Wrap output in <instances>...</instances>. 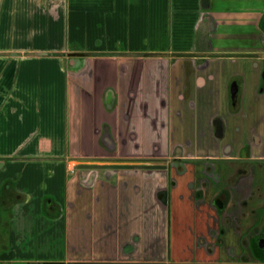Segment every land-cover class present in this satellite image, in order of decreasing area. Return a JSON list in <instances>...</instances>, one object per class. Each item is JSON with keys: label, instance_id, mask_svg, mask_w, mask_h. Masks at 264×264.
I'll use <instances>...</instances> for the list:
<instances>
[{"label": "crops", "instance_id": "crops-1", "mask_svg": "<svg viewBox=\"0 0 264 264\" xmlns=\"http://www.w3.org/2000/svg\"><path fill=\"white\" fill-rule=\"evenodd\" d=\"M215 1L0 0V264H261L264 1Z\"/></svg>", "mask_w": 264, "mask_h": 264}, {"label": "rangeland", "instance_id": "rangeland-1", "mask_svg": "<svg viewBox=\"0 0 264 264\" xmlns=\"http://www.w3.org/2000/svg\"><path fill=\"white\" fill-rule=\"evenodd\" d=\"M263 1L216 0L215 8L222 6L221 8L230 10L236 7L244 11L248 7H258V4ZM241 167L246 171V174L242 176L241 184L247 187V193L243 194V200L238 205L239 213L234 219L231 251L234 254L243 253L246 258L252 259V256L255 257L254 255L260 252L257 246L258 237L264 230V165L246 164Z\"/></svg>", "mask_w": 264, "mask_h": 264}, {"label": "flooded vegetation", "instance_id": "flooded-vegetation-1", "mask_svg": "<svg viewBox=\"0 0 264 264\" xmlns=\"http://www.w3.org/2000/svg\"><path fill=\"white\" fill-rule=\"evenodd\" d=\"M219 204V201L217 202ZM260 236L258 237V248L260 249V252L257 254H255V258L256 256H262L264 257V230L262 231L261 234H259ZM261 264H264V262H261Z\"/></svg>", "mask_w": 264, "mask_h": 264}, {"label": "water", "instance_id": "water-1", "mask_svg": "<svg viewBox=\"0 0 264 264\" xmlns=\"http://www.w3.org/2000/svg\"><path fill=\"white\" fill-rule=\"evenodd\" d=\"M262 78L264 79V73H263V75H262ZM231 94H232V97L235 95V91L234 90H232L231 91ZM107 168H113V169H117V168H128V167H125V166H111V167H107ZM153 168V167H152Z\"/></svg>", "mask_w": 264, "mask_h": 264}, {"label": "trees", "instance_id": "trees-1", "mask_svg": "<svg viewBox=\"0 0 264 264\" xmlns=\"http://www.w3.org/2000/svg\"><path fill=\"white\" fill-rule=\"evenodd\" d=\"M260 25H261L262 29L264 30V17H263V19H262ZM256 258H257L260 262H264V257H262V256H257Z\"/></svg>", "mask_w": 264, "mask_h": 264}]
</instances>
